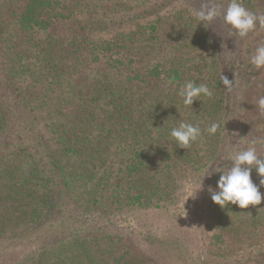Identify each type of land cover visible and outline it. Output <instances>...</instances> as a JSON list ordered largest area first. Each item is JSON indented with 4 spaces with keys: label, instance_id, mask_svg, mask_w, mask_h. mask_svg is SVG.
I'll use <instances>...</instances> for the list:
<instances>
[{
    "label": "trees",
    "instance_id": "obj_1",
    "mask_svg": "<svg viewBox=\"0 0 264 264\" xmlns=\"http://www.w3.org/2000/svg\"><path fill=\"white\" fill-rule=\"evenodd\" d=\"M175 2H180L178 12L159 15ZM202 2L0 0L4 32L0 33V264H12L14 242L19 240L15 234V238L25 235L20 240L27 245L50 249L41 254L46 259L38 255L32 264H84L77 259L83 256L92 260L91 251L98 249L86 243L76 247L74 242L85 222L92 223L81 219L122 201L142 206L148 195L158 192L165 172L196 166L204 172L203 192L216 188L221 171L232 166L225 158L231 144L226 140L248 129V110L254 106L249 102L254 81L247 79L253 53L243 52L242 39L219 18L200 25L191 10ZM240 2L252 12L264 4V0ZM97 15L121 26L141 19L145 26L110 41L95 40L85 32L101 28V21H93ZM178 28L187 31L184 38L191 43L212 44L213 65L208 67L212 74L202 71L201 60L185 58L181 45H170L179 41L173 35ZM165 41L168 45H163ZM185 47L195 50L200 45ZM192 72L199 78L191 77ZM222 75L233 81L230 91L221 83ZM190 81L206 84L212 96L183 105L178 93ZM181 120L202 129V136L187 148L170 136ZM212 122H218L220 129L208 135L203 129ZM203 156L208 163L199 161ZM176 158L185 161L179 164ZM252 179L259 184L255 169ZM260 191L264 193V188ZM60 198L69 211L68 221L61 217L62 211L52 229H42L47 212ZM209 199L214 204L210 194ZM263 200L247 209L214 204L219 230L207 238L208 253L218 258L245 239L263 240ZM76 207L86 210L83 218L70 212ZM96 226L97 222L91 233L104 252L102 264L139 261L127 239ZM256 264H264V259Z\"/></svg>",
    "mask_w": 264,
    "mask_h": 264
},
{
    "label": "rangeland",
    "instance_id": "obj_2",
    "mask_svg": "<svg viewBox=\"0 0 264 264\" xmlns=\"http://www.w3.org/2000/svg\"><path fill=\"white\" fill-rule=\"evenodd\" d=\"M216 1H223V4H225L224 0ZM179 3L180 2H175L166 8H162V10L159 11V15L178 12L181 7ZM128 13L129 15H133V11H128ZM254 13H256L258 17L264 16V4L258 6ZM93 18L96 24L101 21L103 25L107 23L109 26L104 28L101 24V28L95 27V29H88L85 32V34L87 33L92 39L100 41L113 40L119 34L138 32L141 27L145 26V21L141 19L131 20L129 24L121 26L113 21L112 23L109 22V17L97 15L93 16ZM219 19L223 22L222 18ZM78 25L79 24H76V27ZM70 28L71 27L61 31L66 32ZM2 29L3 27L0 25V33L4 34V32H1ZM56 33H59L58 29ZM186 34V30H180V28H178L176 30V35L175 32L173 35L177 37L179 41L176 44L174 41V43L170 45H181L178 48L180 52L186 56L185 58L191 61L192 59L194 61L201 60L200 65L202 71L206 73L207 76L212 74L208 68L213 65L211 64V61L214 59L212 44L208 43V41L206 42V40H201L198 43H191V41L185 40L184 36ZM173 35L170 36V39L174 37ZM2 38L3 36L1 39ZM145 38H148V34L142 37V39ZM240 39H242V44L240 45H244L243 48L240 47L243 52L247 53L246 50L248 49L254 54L256 46L264 42V24H261L258 20L256 28L246 37H240ZM166 40H168V38ZM166 42L167 41H165L163 45H168ZM185 45H200V47L199 49L193 50L192 48H186ZM196 71L200 73L198 70ZM197 73L192 72L191 77L199 78ZM248 73L249 76H247V79L252 82L254 81V91L251 90L250 92V90H248L250 93L254 92L249 98V102H254V106L248 110L250 114L247 120L248 129H241L237 134L231 135L230 138L226 140V144L229 140L231 141L227 152L228 155L226 154L225 156V158L227 157L228 163L231 164V160L228 159L231 152L245 148L254 139L264 138V114L258 113L256 110L257 99L264 95V68L256 69L250 64ZM243 91L246 90H241V92ZM203 151H205L204 148ZM205 152L206 156L208 152ZM258 152L260 155L264 154V148L258 147ZM205 156L199 159V161L208 163L209 158ZM165 160H167L166 157ZM175 160L181 161L179 164H183L182 162L185 161L180 158H176ZM167 163H169V161H167ZM156 166L157 164L153 167ZM163 166L164 164L161 167L158 165V167H160L159 169H162ZM195 168L196 166L186 171H178V173L175 174L165 172L163 175H160L161 180L160 184H158V192L148 195L147 198L142 201V203H144L142 206L138 204L130 205L122 201L119 204L109 205L108 208L102 210L101 213L91 212L89 213L90 216L85 218H83L82 213H86V210L81 207L80 209L78 207L72 209L70 212H72L74 216H81L83 218L81 221L84 220L85 222L87 219H91L92 221V223L85 222V230L80 234L79 238L74 241L76 247L81 243H86L91 247L97 248L99 251V255H96L98 251H91L92 260L86 259L84 256V258L79 257L77 259H83V261L80 262H85L84 264H102L104 261V252L102 249L98 248L96 245L98 241L94 240L91 233V226L96 222V227L101 226L102 230L105 228L104 231H106L107 234H113L116 235V237L127 239L128 242L136 248L139 258L136 264H256L257 260L264 259V238L260 241L255 239L252 242H248L245 239L235 245L231 251L224 255H219L218 258H216L215 254L208 253L206 249L207 238L215 231H218L219 227L214 219V204H210L209 191L203 192L205 189L203 188L205 184V181H203L204 172L196 170ZM201 183L202 188L196 195V191L199 189ZM120 197L119 195L116 201H118ZM53 205L54 207L49 209L47 217L44 218L40 225L42 229H52V223L55 224V222H57L56 217L59 212L62 211H64V214L61 215V217L65 219V222L68 221L66 217L70 216V214L68 210H65L66 204L63 199H57L54 201ZM54 210L57 213H53L52 211ZM76 234L75 232V235ZM16 236L15 234L13 238L19 240L14 242L12 255H14L15 258L12 264H32L33 259L38 255L41 256L40 260L46 259L43 255L48 253L50 249L43 250L36 246H30V244L27 245L26 243L28 242L26 240H20L25 238V235L21 234L18 238H15ZM30 241H32V238ZM72 252L75 253V250Z\"/></svg>",
    "mask_w": 264,
    "mask_h": 264
},
{
    "label": "clouds",
    "instance_id": "obj_3",
    "mask_svg": "<svg viewBox=\"0 0 264 264\" xmlns=\"http://www.w3.org/2000/svg\"><path fill=\"white\" fill-rule=\"evenodd\" d=\"M191 15L203 26L222 18L223 23L229 26L231 33L241 38L246 37L256 28L258 20L264 24V16L258 17L256 13L249 11L240 0H228L226 8L224 4L217 3L215 0H204L198 8L191 10ZM249 63L256 69L264 68V42L256 46ZM221 83L229 91L233 86V81L225 75H222ZM178 95L182 98L183 105L192 106L199 97H210L212 92L206 84L196 85L190 81L180 88ZM256 108L264 114V95L257 99ZM219 129L220 124L212 122L203 129V132L215 135ZM170 136L181 148H187L202 136V129L198 125L181 120L177 126L171 128ZM258 147L264 148V138L254 139L245 148L230 153L228 159L231 160L232 166L221 171L215 189L211 187L208 189L215 205L221 209L229 205L247 209L250 205L261 204L264 199V193L260 191L264 188V156L259 154ZM253 169L260 178L259 184L254 183L252 179ZM201 188L202 183L196 195Z\"/></svg>",
    "mask_w": 264,
    "mask_h": 264
}]
</instances>
